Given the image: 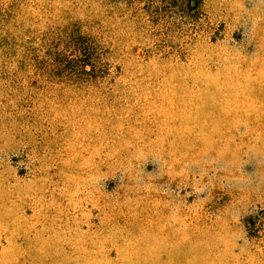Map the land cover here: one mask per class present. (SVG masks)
<instances>
[{
    "label": "rangeland",
    "instance_id": "374dc122",
    "mask_svg": "<svg viewBox=\"0 0 264 264\" xmlns=\"http://www.w3.org/2000/svg\"><path fill=\"white\" fill-rule=\"evenodd\" d=\"M0 264H264V0H0Z\"/></svg>",
    "mask_w": 264,
    "mask_h": 264
},
{
    "label": "trees",
    "instance_id": "16d2710c",
    "mask_svg": "<svg viewBox=\"0 0 264 264\" xmlns=\"http://www.w3.org/2000/svg\"><path fill=\"white\" fill-rule=\"evenodd\" d=\"M164 1L169 2L170 4L178 7L183 11H188L190 15L195 19H198L200 17L201 9L204 3V0H164ZM85 42L86 44H84V46H80V48H78V53L82 56L87 57L85 60H83L82 63L83 71L85 74H87L88 72L93 70L95 64L91 60L92 59L91 56L85 54L88 48L86 37H85ZM87 66H89L90 68L86 69Z\"/></svg>",
    "mask_w": 264,
    "mask_h": 264
}]
</instances>
